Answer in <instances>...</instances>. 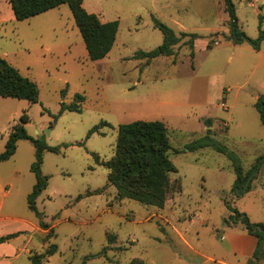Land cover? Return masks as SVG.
<instances>
[{"label": "rangeland", "instance_id": "1", "mask_svg": "<svg viewBox=\"0 0 264 264\" xmlns=\"http://www.w3.org/2000/svg\"><path fill=\"white\" fill-rule=\"evenodd\" d=\"M232 2L239 28L257 38L264 0ZM83 6L102 22L118 21L111 50L95 61L88 58L68 5L10 21L12 9L0 0V57L38 87L37 102L0 96V152L23 112L29 135L49 145L69 144L60 153L43 154L48 183L36 206L47 226L31 234L32 243L58 248L44 264H130L135 258L144 264H247L249 233L232 210L264 225V125L255 107L264 94V41L255 50L225 40L223 0H83ZM155 20L176 33H197L193 56L183 39L170 56L137 57L138 50L163 41ZM210 40L215 45L207 48ZM76 95L84 97L81 111L59 113ZM135 120H161L167 127L176 171L170 173L173 190L163 207L120 199L107 169L91 155L109 159L117 126ZM101 122L107 124L87 136ZM202 139L213 145L186 148ZM215 145L231 152L244 172L263 157L244 194L232 195V160ZM15 152L0 165V188L12 183L8 196L0 194V214L37 222L25 198L35 181L29 170L34 147L22 140ZM95 189L101 193L93 194ZM86 192L91 195L75 200ZM104 247L106 256L84 262ZM20 260L30 264L24 256Z\"/></svg>", "mask_w": 264, "mask_h": 264}, {"label": "trees", "instance_id": "2", "mask_svg": "<svg viewBox=\"0 0 264 264\" xmlns=\"http://www.w3.org/2000/svg\"><path fill=\"white\" fill-rule=\"evenodd\" d=\"M15 20H24L47 10L59 7L62 4L68 5L74 23L82 37L88 58L92 61L105 57L111 50L118 30V21L102 22L98 15L88 12L83 6V0H7ZM224 10L228 15L229 34L224 38L233 44L248 43L255 50H259L261 41H264V29H262L263 15H258V37L250 38L243 30L239 28L238 18L236 16L235 5L232 0H223ZM154 27L158 28L163 36V41L155 48L136 52L137 57H145L148 60L159 56L172 55V47L184 40V44L191 49L193 56V44L197 33L180 31L176 33L168 25L155 20ZM215 45L214 40L207 42L206 47L212 48ZM0 96L15 99H24L29 102H37L38 87L34 81L23 76L19 70L9 63L6 59L0 57ZM83 95H76L74 101L70 104L62 103L59 113L64 110L80 112L82 109L81 101ZM255 107L259 112L261 123L264 125V94L258 97ZM29 117L23 112L19 120L10 126L6 136L4 149L0 152V163L4 162L15 153L17 142L19 140H28L34 147V160L30 165V170L34 174L35 182L31 191L26 196L28 209L33 211L38 218V224L46 228L44 222V213L39 211L36 206V199L46 188L48 176L41 171L43 154L45 151L60 153L69 146L68 143L59 145H49L42 138H36L28 134L25 124ZM107 122H101L100 125L92 127L87 136L98 131L102 125ZM78 145H84V142H78ZM208 145H213L208 139L197 140L189 143L186 148L195 150ZM215 147L226 153L232 160V166L235 173V180L231 188L234 196H240L250 189L253 174L257 171L258 163L263 157L257 159L256 165L249 172H244L238 159L228 152L224 146L215 145ZM171 148L167 127L161 120H135L129 123H122L117 126V134L113 147V154L109 159H101L95 152H91L95 164L101 165L107 169V181L117 190V196L120 199H133L144 204L163 207L167 194L173 190L170 180V173L176 171L172 164L168 151ZM101 193V189H95L93 194ZM92 194V195H93ZM86 192L84 195L78 194L75 200L84 196H90ZM229 208L228 202H225ZM237 221L241 222L249 234L256 238V244L247 264H258L264 262V225L254 223L249 220L246 214L237 209L232 210ZM21 232H14L0 236V242L6 241L19 235ZM113 236H109L111 242ZM56 244H48L41 253L30 255L32 264H44L48 257L57 252ZM106 248L95 254H89L84 257L85 260L94 259L105 255ZM130 264H144L141 259L135 258Z\"/></svg>", "mask_w": 264, "mask_h": 264}, {"label": "crops", "instance_id": "3", "mask_svg": "<svg viewBox=\"0 0 264 264\" xmlns=\"http://www.w3.org/2000/svg\"><path fill=\"white\" fill-rule=\"evenodd\" d=\"M12 19L14 18H10V21ZM21 141L22 140H19L17 142V146H18V143H20ZM16 151H17V148H16ZM14 154L12 155V157L14 156ZM4 162H1L0 165ZM31 163L29 164V170H30ZM17 173L18 171L14 169L13 175H16ZM34 182L30 181V183L32 184L31 189H32ZM6 186H7L6 190L3 189L2 187L0 188V194L2 197H6L9 195V190L12 186V183H7ZM30 191H27L25 193V198ZM1 207H2V201H0V210H1ZM40 229L43 230L42 227L39 226L38 220L36 222V221L19 219L12 214H0V236L14 233V232H21L19 235L13 238L0 242V264H23V260H20L22 256H24L28 260V262L32 264L30 255L33 253H41L46 248L43 242L39 245L32 243L31 234L39 232ZM27 232H29L30 235L27 236L26 235ZM247 238L251 245L250 247L251 251L249 252L252 253V251L254 250L255 244H256V238L253 235H249V234H247ZM50 257H48V260L46 262L49 261Z\"/></svg>", "mask_w": 264, "mask_h": 264}]
</instances>
